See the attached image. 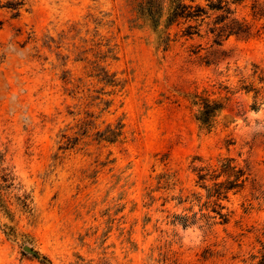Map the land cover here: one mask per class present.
I'll return each mask as SVG.
<instances>
[{
  "label": "rangeland",
  "instance_id": "obj_1",
  "mask_svg": "<svg viewBox=\"0 0 264 264\" xmlns=\"http://www.w3.org/2000/svg\"><path fill=\"white\" fill-rule=\"evenodd\" d=\"M140 1L0 7V264L264 262V104L220 88L264 66V29L211 47L174 25L160 46ZM196 92L231 97L210 132ZM225 157L250 176L222 223L195 167Z\"/></svg>",
  "mask_w": 264,
  "mask_h": 264
},
{
  "label": "trees",
  "instance_id": "obj_2",
  "mask_svg": "<svg viewBox=\"0 0 264 264\" xmlns=\"http://www.w3.org/2000/svg\"><path fill=\"white\" fill-rule=\"evenodd\" d=\"M26 4V0H0V7H6L19 15L21 8ZM240 9L248 10V15L252 17L249 21L246 16L240 15ZM137 14L146 24H148L158 36V44L169 45L171 32L169 29L174 25H180L182 35L187 39L195 36L212 37L211 47H222L232 36L241 39H249L264 29V24L255 32L256 23L264 22V0H141L137 5ZM199 51H196L197 53ZM219 50H212L203 57L206 64H211L216 60ZM252 77V80H250ZM228 94L245 91L254 93V103L252 108L259 110L264 104V66L260 63H252L251 73L248 76L241 75L236 91L228 85H222ZM231 97L212 98L210 94H192V104L198 106L196 119L202 129L212 131L218 117L227 108ZM198 171L202 186L207 190L208 199H214L212 210L216 212L222 223L229 221V214L222 212L224 205L221 201L228 199L230 192L241 191L249 180L250 169L248 166H239L236 159L225 157L220 160L217 166L195 167ZM214 180L213 185L207 182ZM210 203L209 201H207ZM209 206V205H207ZM218 209H217V207ZM210 221L211 215H205ZM190 216L177 215L174 222L181 223L185 227L193 224ZM193 220H196L193 216ZM49 261L46 257H44ZM49 264L51 262L49 261ZM261 264H264L261 263Z\"/></svg>",
  "mask_w": 264,
  "mask_h": 264
}]
</instances>
